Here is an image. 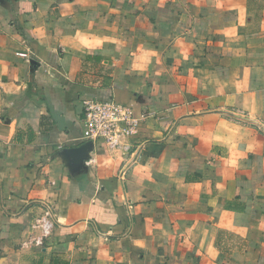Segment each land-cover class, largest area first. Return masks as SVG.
I'll list each match as a JSON object with an SVG mask.
<instances>
[{"label":"crops","instance_id":"0c3cea01","mask_svg":"<svg viewBox=\"0 0 264 264\" xmlns=\"http://www.w3.org/2000/svg\"><path fill=\"white\" fill-rule=\"evenodd\" d=\"M0 264H264V0H0Z\"/></svg>","mask_w":264,"mask_h":264},{"label":"built area","instance_id":"2783aa9c","mask_svg":"<svg viewBox=\"0 0 264 264\" xmlns=\"http://www.w3.org/2000/svg\"><path fill=\"white\" fill-rule=\"evenodd\" d=\"M81 140L94 146L102 142L111 153L128 152L130 146L123 141L135 135L137 128L153 112L135 114L131 106L98 100H86L82 103Z\"/></svg>","mask_w":264,"mask_h":264},{"label":"water","instance_id":"95a60500","mask_svg":"<svg viewBox=\"0 0 264 264\" xmlns=\"http://www.w3.org/2000/svg\"><path fill=\"white\" fill-rule=\"evenodd\" d=\"M93 150L91 142H84L73 148H64L59 152L61 157L67 164L72 174H80L87 171L86 163L90 159V153Z\"/></svg>","mask_w":264,"mask_h":264}]
</instances>
